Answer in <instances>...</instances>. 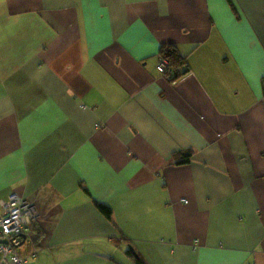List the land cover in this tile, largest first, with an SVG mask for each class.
<instances>
[{
    "label": "crops",
    "instance_id": "1",
    "mask_svg": "<svg viewBox=\"0 0 264 264\" xmlns=\"http://www.w3.org/2000/svg\"><path fill=\"white\" fill-rule=\"evenodd\" d=\"M12 194L27 264H264V0H0Z\"/></svg>",
    "mask_w": 264,
    "mask_h": 264
},
{
    "label": "built area",
    "instance_id": "2",
    "mask_svg": "<svg viewBox=\"0 0 264 264\" xmlns=\"http://www.w3.org/2000/svg\"><path fill=\"white\" fill-rule=\"evenodd\" d=\"M167 62L160 59L157 71L164 75ZM0 264H27L35 255L30 228L37 223L40 211L30 200L12 194L0 202Z\"/></svg>",
    "mask_w": 264,
    "mask_h": 264
},
{
    "label": "trees",
    "instance_id": "3",
    "mask_svg": "<svg viewBox=\"0 0 264 264\" xmlns=\"http://www.w3.org/2000/svg\"><path fill=\"white\" fill-rule=\"evenodd\" d=\"M160 59H163L167 62L163 76L170 82L175 81L188 70L186 57L182 56L173 46H162L160 49ZM95 206L104 218H106L108 221L112 220V211L109 207L97 202H95ZM34 224H32V226ZM38 240L39 236H37L36 239L31 240L32 248H35ZM128 252L130 253V251ZM134 263L145 264V262L139 257L134 259Z\"/></svg>",
    "mask_w": 264,
    "mask_h": 264
},
{
    "label": "water",
    "instance_id": "4",
    "mask_svg": "<svg viewBox=\"0 0 264 264\" xmlns=\"http://www.w3.org/2000/svg\"><path fill=\"white\" fill-rule=\"evenodd\" d=\"M128 247H129V250L132 252V254H133L134 256H136V253L134 252L133 248H132L131 246H128Z\"/></svg>",
    "mask_w": 264,
    "mask_h": 264
}]
</instances>
